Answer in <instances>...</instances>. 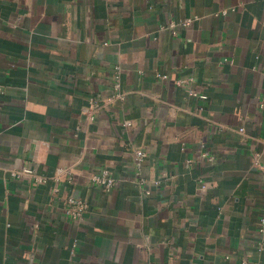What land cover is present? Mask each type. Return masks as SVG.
<instances>
[{
    "label": "crops",
    "instance_id": "obj_1",
    "mask_svg": "<svg viewBox=\"0 0 264 264\" xmlns=\"http://www.w3.org/2000/svg\"><path fill=\"white\" fill-rule=\"evenodd\" d=\"M263 204L264 0H0V264H264Z\"/></svg>",
    "mask_w": 264,
    "mask_h": 264
},
{
    "label": "built area",
    "instance_id": "obj_2",
    "mask_svg": "<svg viewBox=\"0 0 264 264\" xmlns=\"http://www.w3.org/2000/svg\"><path fill=\"white\" fill-rule=\"evenodd\" d=\"M162 77L165 78V76H162ZM143 156H144V153L142 151L140 150L136 151V161L137 162H139ZM21 173L27 174V175H33L34 171L31 168H24ZM13 175L17 176L19 174L13 173ZM37 180L43 181V178H37ZM94 180L96 181V183L104 186L105 189L107 190H109L116 184V180L113 177L109 176L106 171L102 172L100 176L94 177ZM86 208H87V205L85 204V202L81 200H76L73 198H68L65 213L75 219H79L83 216V213L85 212ZM258 232L262 236H264V204H263V207L260 212L259 219H258Z\"/></svg>",
    "mask_w": 264,
    "mask_h": 264
}]
</instances>
